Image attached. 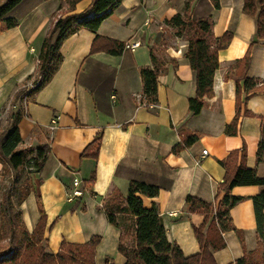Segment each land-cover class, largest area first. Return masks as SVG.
I'll use <instances>...</instances> for the list:
<instances>
[{"label": "crops", "instance_id": "crops-1", "mask_svg": "<svg viewBox=\"0 0 264 264\" xmlns=\"http://www.w3.org/2000/svg\"><path fill=\"white\" fill-rule=\"evenodd\" d=\"M6 1L0 0V6ZM91 1L78 0L71 6L68 0H21L8 13L18 25L4 29L0 23V122L17 109L25 93L17 150L49 147L42 169L33 174V191L21 205L22 220L32 233L39 219V197L50 253L56 254L62 241L84 244L99 236L95 264H124L118 252L120 232L107 222L102 204L112 189L126 196L129 182L139 181L159 189L155 197H140L144 207H156L167 240L184 256L195 255L200 247L194 230L202 226L204 217L188 211L186 198L217 207L226 194L221 187L226 174L221 162L243 147L245 165L264 177V161L256 163L264 92L246 99L242 94L237 131L225 133L236 113L234 62L249 50L246 75L264 81V40L250 47L256 21L243 13V0H218V9L210 0L192 2L194 18H212L214 38L232 34L229 44L218 51L212 95L203 99L202 110L193 116L188 99L195 94V73L184 56L187 41L168 37L169 27L164 26L165 20L183 12L185 0H122L96 33L79 29L67 36L59 48L62 60L57 71L40 89L26 93L34 82L27 78L36 71L39 48L54 15L63 18L82 12ZM106 39L140 44L133 50L125 48L119 56L102 49L91 52L94 43L103 45ZM150 54L164 65L155 98L148 102L140 71L153 68ZM16 94L18 99L12 101ZM98 135L96 158L82 157ZM189 135L196 140L173 152ZM239 162L238 155L231 165ZM4 167L8 165L0 158V199ZM73 179L80 181L82 196L60 215L61 201L71 193ZM261 189L235 186L227 192L243 199L229 210L233 229L222 233L225 246L213 252L216 264H235L246 254L260 257L251 198ZM30 198L37 205L34 215L28 209Z\"/></svg>", "mask_w": 264, "mask_h": 264}, {"label": "trees", "instance_id": "trees-1", "mask_svg": "<svg viewBox=\"0 0 264 264\" xmlns=\"http://www.w3.org/2000/svg\"><path fill=\"white\" fill-rule=\"evenodd\" d=\"M20 1L7 0L0 6V23L3 24L4 29L15 28L18 25V21L8 17V13ZM77 1L68 0V4L72 6ZM193 1L185 0L183 12L165 20L164 26L171 28L175 37L187 41L184 56L195 73V94L188 99V110L191 115L195 116L204 106L203 99L212 95L214 72L219 66L218 51L229 44L232 34L226 32L220 38H214L212 35L213 20L210 16L190 17L189 12ZM210 1L214 9L219 8L218 0ZM121 2L122 0H92L90 6L82 12L63 18L54 15L39 48L36 71L27 78V80L33 78V83L37 81L33 91L40 89L57 71L62 60L59 52L62 41L79 29L96 33L101 23L118 8ZM242 11L256 21V32L251 41V47L256 42L264 40V0H243ZM98 39L99 37L96 36L95 41ZM104 41V44L99 46L94 43L91 52L102 49L112 56H119L125 49L123 42L110 39ZM150 59L153 68L140 71L143 94L148 102L155 98L157 77L160 67L164 65L153 54H150ZM249 63V50L242 59L234 62L238 73L235 86L236 113L232 122L225 128V133L229 135H233L237 131L242 94L246 99L250 95L264 92V81L246 75ZM18 94L12 101L18 99ZM21 110L22 105L19 103L17 109L8 117L9 128L4 133L0 132V158L6 161L12 171L27 166V168L33 167L35 173H38L46 160L49 147L47 144H43L34 150H17V146L21 142L17 126L21 118ZM245 114L248 112L245 111ZM195 140L196 137L193 135L185 137L183 145L175 146L173 152H178L183 146H187ZM99 142L100 135L86 148L82 157L96 158ZM33 153L34 157L28 159L27 157ZM238 155L240 156L239 164L232 166L231 161ZM245 157V148L243 147L239 151L231 152L227 159L221 162L226 169L225 178L221 184L226 194L217 207L193 197L186 198L188 211L198 212L204 217L202 226L194 230L200 251L192 256H184L175 243L167 240L165 228L156 207L146 208L142 204L140 196L155 197L159 191L158 187L139 181H130L126 196H123L118 189H112L103 200L102 209L107 222L120 232L118 252L124 256V264H216L213 252L225 246L222 233L233 229L228 217L229 210L243 199L230 196L227 192L235 186L248 185H257L262 188L251 199L256 232L261 245L260 260L264 264V177H258L255 169L245 165ZM29 160L33 162V165H27ZM262 161H264V119L261 120L260 139L256 151V163ZM4 169L5 167L1 173V180L5 175ZM33 188V183L27 177L24 185L18 189L15 200L11 199L8 191H3L1 194L0 251L5 257L2 256L0 264H22L20 262L21 251L27 249L32 250L34 256V261L28 264H95V251L100 242L99 236L92 237L84 244L62 241L56 254L48 252L47 241L44 239L46 214L39 197H37L39 219L33 232H28L22 220L21 205ZM206 225L207 229L204 231ZM41 242L45 248L41 246ZM252 259L250 254H246L235 264H251Z\"/></svg>", "mask_w": 264, "mask_h": 264}, {"label": "rangeland", "instance_id": "rangeland-1", "mask_svg": "<svg viewBox=\"0 0 264 264\" xmlns=\"http://www.w3.org/2000/svg\"><path fill=\"white\" fill-rule=\"evenodd\" d=\"M189 14H190L191 18H194L192 13L189 12ZM166 30H167L166 35L168 37L174 36L173 35L174 31L171 30V28H168V29L166 28ZM166 40L167 39H165L164 41L166 42ZM22 105H23V103H22ZM9 115H10V113L8 112L4 116V118H2V122H0V132L1 133H4V131H6L9 128V125H10V121H8ZM34 155L35 154L33 153L30 156H28L27 158L31 159V157H34ZM27 165H33V162L31 160H29ZM4 171H5V175H4L3 180H2V193H3V191L4 192L8 191L9 194L11 195L10 197L12 200H15V198L17 197L18 189L24 185L25 179L27 177L33 183V174L35 173V169L33 167L27 168V166H25V167L19 168L16 171H12L10 168L5 167ZM33 186H34V183H33ZM32 199L33 198H30V200L28 202V209L34 215L35 213H37V205H36L35 201H33ZM0 201H1V199H0ZM75 205H76V201L68 203V201L66 202V197H64L63 201H61V205L59 208V211L61 212L60 215L63 214V211L68 210ZM40 244H41V246H43V248H45V245L42 242ZM48 250H49V252H53L51 245H49ZM2 256H4L3 252L0 251V261L3 258ZM33 261H34V256H33L32 250L27 249V250L21 251L20 262L22 264H28V263H31ZM251 264H262L260 257L254 256L252 261H251Z\"/></svg>", "mask_w": 264, "mask_h": 264}, {"label": "built area", "instance_id": "built-area-1", "mask_svg": "<svg viewBox=\"0 0 264 264\" xmlns=\"http://www.w3.org/2000/svg\"><path fill=\"white\" fill-rule=\"evenodd\" d=\"M139 44H140L139 42H135V43H132V44H129L127 42V43H125V48L130 49V50H133V49L137 48L139 46ZM36 84H37V81L30 86L31 88H28L26 90V93H28L29 90L34 89L35 86H36ZM22 95H23V97H22L23 99L20 97L19 102L24 104V102H25V95L26 94L23 93ZM202 154H206V150H203L202 151ZM82 193H83V190H82V188L80 186V181L78 179H73V181H72V191H71L70 194L67 195V199L66 200L68 202H71L75 198L81 197L82 196Z\"/></svg>", "mask_w": 264, "mask_h": 264}]
</instances>
